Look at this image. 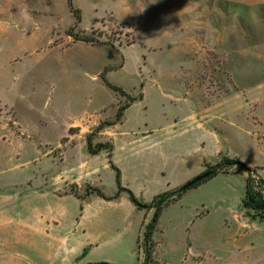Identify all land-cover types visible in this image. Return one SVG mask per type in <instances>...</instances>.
<instances>
[{"label": "rangeland", "instance_id": "obj_1", "mask_svg": "<svg viewBox=\"0 0 264 264\" xmlns=\"http://www.w3.org/2000/svg\"><path fill=\"white\" fill-rule=\"evenodd\" d=\"M72 6L81 22L68 0H0V198L18 211L0 231V264L70 263L25 226L36 206L63 207L67 230L87 208L85 232L69 234L82 264L143 261L155 210L137 209L127 193L99 195L118 192L109 161L147 204L225 156L264 179V0ZM126 104L118 123L96 131ZM87 137L111 153L90 155ZM244 177L235 168L208 177L166 207L151 264H264V221L242 207Z\"/></svg>", "mask_w": 264, "mask_h": 264}, {"label": "trees", "instance_id": "obj_2", "mask_svg": "<svg viewBox=\"0 0 264 264\" xmlns=\"http://www.w3.org/2000/svg\"><path fill=\"white\" fill-rule=\"evenodd\" d=\"M69 7L74 14L77 22H81V15L80 10H74L72 6V0H68ZM69 36L73 37L76 40H81L85 42H93V40H90L88 37L80 38L77 35H74L72 33H69ZM103 82L105 85L110 88L112 91L120 93L123 96L128 97L130 100H133L122 88L112 84L107 80L106 77H103ZM129 108V104H126L124 106H121L116 115L115 122H101L96 131L100 132L104 127L106 126H112L118 123L121 118L123 117L124 112ZM87 149L90 155H98L101 151H109L112 149L111 145L98 143L96 146H93L91 137H87ZM111 168L115 171L116 174V182L118 185V192L115 194V196L111 198H107L103 193L99 192V195L108 200L112 201L114 199H117L121 193H127L129 196V200L131 203L139 210H151L154 209V215L150 223H148L145 227L144 232V241L145 245L144 247V259L138 264H151L152 258H151V248H152V242L151 237L153 232L155 231L157 224L159 222V219L164 211V209L171 204H174L177 202L181 197L190 189H194L207 181L209 178H212L219 173H228L229 170L235 168L237 170H240L241 172H245L247 174L246 177V187H245V196L242 200V207L248 210H253V214H251V218L253 220H260L264 221V179L258 176L257 171L259 168L257 167H251L248 164L242 162L239 159L236 158H229L228 156H225L221 158L220 162L217 163L213 168L209 169L212 170V175L201 182L196 183L195 185L188 186V183L184 184L178 189L166 191L163 193H160L156 195L152 202L150 204L143 203L138 200V198L135 196V194L128 188H124L121 185V175L120 170H118L117 167H115L111 161H109ZM88 264H113L110 262H93Z\"/></svg>", "mask_w": 264, "mask_h": 264}, {"label": "crops", "instance_id": "obj_3", "mask_svg": "<svg viewBox=\"0 0 264 264\" xmlns=\"http://www.w3.org/2000/svg\"><path fill=\"white\" fill-rule=\"evenodd\" d=\"M203 162V161H202ZM202 162L198 164L196 167H194L188 175L185 177V179L180 182L178 185H181L188 180L193 179L197 175L201 174V172L204 170V166L202 165ZM240 174H235L233 176H237ZM244 183H245V177H244ZM8 204V200L4 198H0V231H3L7 228L13 227L12 220L13 212L16 214L18 211L16 208H13L12 210L8 208L6 205ZM88 206V205H87ZM87 211V208H85L83 215L80 216V219L78 221L73 222V227L70 229H64L63 222L67 218V214H65V210L63 207H59L55 209L54 207L50 208V210H44L41 207H34L32 208L27 214H29L30 222L28 223V231L31 233V235L37 237L40 236L41 239H43L44 242H47L51 246V250L53 248L56 249V251L62 255V259H67V257L70 258L69 264H82L81 259V246H70L69 245V234L72 233L73 235H76V233L79 235L80 231L85 229V226L83 225L84 220V214ZM22 216L19 215V222L18 225L21 224ZM23 222V221H22ZM22 225V224H21ZM83 232H85L83 230ZM81 235V234H80ZM4 236V235H2ZM2 241V239H0ZM83 243H81L82 245ZM49 255V254H48ZM1 256V255H0ZM19 263L21 261L19 260ZM30 264H39L38 260H32L30 261Z\"/></svg>", "mask_w": 264, "mask_h": 264}, {"label": "water", "instance_id": "obj_4", "mask_svg": "<svg viewBox=\"0 0 264 264\" xmlns=\"http://www.w3.org/2000/svg\"><path fill=\"white\" fill-rule=\"evenodd\" d=\"M212 175V171H206L198 176H196L195 178H193L191 181L188 182V186L190 185H195L198 182H201L205 179H207L208 177H210Z\"/></svg>", "mask_w": 264, "mask_h": 264}]
</instances>
